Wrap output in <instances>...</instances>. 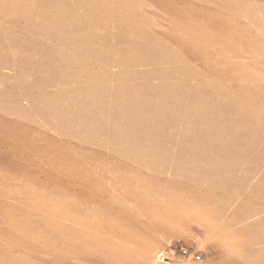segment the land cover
Returning <instances> with one entry per match:
<instances>
[{
	"label": "rangeland",
	"instance_id": "rangeland-1",
	"mask_svg": "<svg viewBox=\"0 0 264 264\" xmlns=\"http://www.w3.org/2000/svg\"><path fill=\"white\" fill-rule=\"evenodd\" d=\"M253 78H264V0H0V264H94L80 228L96 196L123 241L104 245L101 264L148 263L141 231L161 225L159 193L176 194L179 218L218 223L242 191L244 212L263 211L264 167L253 185L205 183L193 168L207 143L264 147L226 119ZM256 153L245 161L263 163ZM130 193L146 216L124 208ZM185 246L158 263L191 258Z\"/></svg>",
	"mask_w": 264,
	"mask_h": 264
},
{
	"label": "crops",
	"instance_id": "crops-1",
	"mask_svg": "<svg viewBox=\"0 0 264 264\" xmlns=\"http://www.w3.org/2000/svg\"><path fill=\"white\" fill-rule=\"evenodd\" d=\"M247 82V84L246 82L243 83L242 87H250V93H242L239 96L237 100L241 104L239 111L232 114L226 113L228 128L235 134L240 135L241 138L243 136L264 138V78H253L247 80ZM205 145L206 148L195 149V151L201 152L198 154L201 159L194 158L193 160L194 171L200 168L202 172V182H248L253 185L262 180L260 168L264 167V162L260 163L257 161L256 163L248 164V159L247 162L245 159L253 158L252 156L259 159L256 152L264 150V147H253L252 145L255 144L247 142H229L219 145L207 143ZM250 154L251 156L249 157ZM219 157H224L225 159L218 160ZM202 164L204 167L201 166ZM219 164L234 165L238 169L236 172H227V170L225 171L227 166H225L226 168L218 173L215 168ZM245 168L248 170L246 171ZM240 193L234 206H231L223 213H219L221 217L218 223H211L206 218L201 219V217L191 215L188 213L189 211L184 213L188 219L179 218L180 214L173 210L174 200H178L175 196L176 194L169 196L168 194L159 193L156 199V204L160 207V209H157L158 212H161L166 207L168 208L166 212H161L162 219H157L162 221L160 226L157 224L149 225L151 219H148L145 228H142L141 237L144 250L141 249V251L147 254L144 263L147 261V264H159L156 259L158 253L168 248L171 244L183 242L186 245L185 248L189 247V250L193 248L195 253L202 256V260L196 261L191 257L187 259L188 261L184 260L182 261L183 263L179 264H264V232L262 230L264 226V210L259 211L258 208H254L257 212L251 215L249 212H244L246 208L242 207L241 203L249 191ZM107 194L106 200L102 198V202L105 205L112 202L113 210L117 207L116 205H122L119 191L110 186L107 188ZM96 197L91 206L96 204L94 208L97 214L91 215L90 220H87L90 224L82 221L80 229L84 238L87 234H90V237L97 242V247H94L91 253L96 258V261H92V263L101 264L102 262H108L103 260L104 252L102 249L104 245L108 244L115 248L116 245L120 246L123 241L121 242L120 228L113 226L110 229L106 227L104 216H100V211L105 213V206H99L101 198L99 196ZM123 203L128 213L134 216L144 210L138 207L135 198L131 199V193ZM169 215L173 217V222L180 223V225L174 226V224L165 223L164 221H167L166 218ZM235 215H245L246 217H242L238 223L230 224ZM129 231L133 238L137 236L136 226L133 225L131 229L130 224ZM129 247L130 250L138 252L136 244H130ZM86 261L89 262L88 260ZM134 261L137 262V259L134 258Z\"/></svg>",
	"mask_w": 264,
	"mask_h": 264
},
{
	"label": "built area",
	"instance_id": "built-area-1",
	"mask_svg": "<svg viewBox=\"0 0 264 264\" xmlns=\"http://www.w3.org/2000/svg\"><path fill=\"white\" fill-rule=\"evenodd\" d=\"M183 253H184V255H188V256L190 255V256L194 257L195 259H201V255H199V254H189L188 249H184Z\"/></svg>",
	"mask_w": 264,
	"mask_h": 264
}]
</instances>
